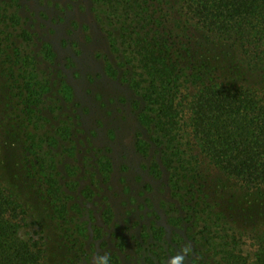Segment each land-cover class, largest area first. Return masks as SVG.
<instances>
[{
  "label": "trees",
  "instance_id": "obj_1",
  "mask_svg": "<svg viewBox=\"0 0 264 264\" xmlns=\"http://www.w3.org/2000/svg\"><path fill=\"white\" fill-rule=\"evenodd\" d=\"M89 6L108 52L87 54L90 27L66 23L69 3L0 0V175L9 184L0 182V264L89 263L94 255L84 252L82 238L100 216L118 240L120 252H104L112 264H167L185 247L186 264H264V192L238 195L213 182L220 172L264 189V0ZM55 25L62 30L56 45ZM51 73L61 96H47ZM73 76L80 90L68 83ZM103 83L115 92L106 93ZM118 112L141 129L136 151L155 172L174 227L167 239L157 212V225L147 220L130 235L134 252H122L132 227L128 216L115 221L107 194L112 150L94 146L100 132L112 140L105 116ZM25 190L45 204L57 252L21 197ZM88 201L100 207L99 217Z\"/></svg>",
  "mask_w": 264,
  "mask_h": 264
},
{
  "label": "rangeland",
  "instance_id": "obj_2",
  "mask_svg": "<svg viewBox=\"0 0 264 264\" xmlns=\"http://www.w3.org/2000/svg\"><path fill=\"white\" fill-rule=\"evenodd\" d=\"M45 1V0H44ZM47 1V0H46ZM54 2H57L58 5L63 6L65 3H69L72 6V10H69V12L63 16L66 17V23H70L69 21H76L79 24L88 25L90 27L89 34L94 39V44L92 46L88 47V53L91 54L94 52V50H98L101 52H108L106 44L104 43L103 39L101 38L104 34L100 28L93 22V14L90 11L89 6V0H52ZM37 8V7H36ZM46 11V9L41 8ZM36 10V9H35ZM48 14V17H53V14L55 11L52 12L50 10L46 11ZM43 23H47L44 20H42ZM55 28H58V37L56 36L55 39L50 38L52 43L56 45V39H59L60 34H62L61 27L54 26ZM78 34L80 31L77 32ZM63 36V35H62ZM56 42V43H55ZM102 65V64H101ZM99 66L101 68L102 66ZM43 67V66H42ZM59 68V67H58ZM43 69V68H41ZM51 69V68H50ZM53 70V69H52ZM50 73V72H49ZM52 75V76H51ZM53 73L49 75V77L45 76V78H49L50 80V88L51 92L48 93L47 96H61L58 91L61 89V85L59 84V81L54 79ZM69 80V79H68ZM69 84L74 86V88H78L81 86L78 80H76L75 76L70 78L68 81ZM106 84V83H105ZM103 83V86L106 90V93L115 92L112 85L111 87L107 83L105 85ZM80 90V89H79ZM76 96H79L77 92ZM0 96H3V90L2 85L0 84ZM121 96H127V93L124 94L121 93ZM106 121L110 122L108 125V128L110 126L114 129L115 135L113 136L112 140L110 137H104V134L100 132L99 139L96 140V144H94L95 147L99 148H109L112 150V152H107L108 156L111 158L113 163V174L111 178V184L112 188L108 189L107 194L111 198V204L115 210L116 214V222L119 224V222L124 223V219L129 217V222H127L128 228L132 227L131 229H128L126 235H125V246L126 249L122 252H134L135 246H133L134 239L130 236L131 234L137 233V228H142L143 225L147 224V220H154L156 219V225H157V212L161 216L159 223L161 225H165L167 227V236L166 238H172L171 230L174 228L168 223V217L171 215V213H167L168 207L162 206V201L166 200V194H164L160 189L157 188L158 181L157 177L155 176V172H152V170L147 171V165L148 160L141 156L137 151L135 147V130L138 129L139 126L136 122H132V120H124V117L122 116L121 112H118L113 116V118H109V116H105ZM87 123L91 125V127L99 132V128L96 127V124L92 122V120L87 119ZM88 125V126H89ZM139 130H141L139 128ZM78 158V157H77ZM72 160V159H71ZM70 162H75L74 160ZM123 178V181L121 180ZM125 180V181H124ZM0 182L4 185L9 186L8 182L0 175ZM213 182L217 185L219 188H223L225 190H229L233 193H236L238 195H244V196H258L261 193L264 192V189H248L246 187L241 186L239 183H237L235 180L228 178L224 176L222 173H215ZM127 183V184H126ZM123 184H126L125 186H128V194H119L122 192L123 187H125ZM106 186V185H105ZM108 187V186H106ZM11 188V186H10ZM23 192V190H22ZM25 195L23 194L21 197L26 200V205L31 211V214L33 217L41 224L43 227H45L46 234L48 235V246L50 248L54 249L56 244L53 241V234H54V225L48 220V216L45 212V204L41 200H37L34 197H30V195L25 190ZM115 192V193H114ZM116 195V196H115ZM101 198V197H99ZM98 198V199H99ZM97 199V197H96ZM123 200V201H122ZM125 204H123V203ZM86 207L89 210H92L93 214H95V217H99L100 213V207L94 203V201L86 202ZM130 213V215L128 214ZM128 216V217H127ZM149 218V219H148ZM81 220L85 221L83 218ZM132 222L135 227L132 225ZM90 223L87 225L89 226ZM102 228L106 234L103 233L102 237L98 236L97 227ZM178 234H180L184 240L188 241L187 233L181 230H177ZM88 234V238L84 240L85 244V251L84 252H92L91 255L96 256V253L100 252H120L117 248V238L116 236L110 237L106 231L105 226L102 223L101 216L98 219H94L93 224L90 225L89 230L86 232ZM60 248V247H59ZM78 248V247H77ZM54 251L57 252L56 249ZM59 252H61L59 250ZM70 252H79L77 251H70ZM82 252V251H81ZM94 257L91 256L89 263L86 264H93ZM54 259V258H53ZM66 261V260H65ZM58 260H52L50 264H58L56 263ZM60 262V259H59Z\"/></svg>",
  "mask_w": 264,
  "mask_h": 264
},
{
  "label": "clouds",
  "instance_id": "obj_3",
  "mask_svg": "<svg viewBox=\"0 0 264 264\" xmlns=\"http://www.w3.org/2000/svg\"><path fill=\"white\" fill-rule=\"evenodd\" d=\"M190 249L185 247L179 253L171 256L167 264H186ZM93 264H112V257L109 253L97 254L94 257Z\"/></svg>",
  "mask_w": 264,
  "mask_h": 264
}]
</instances>
